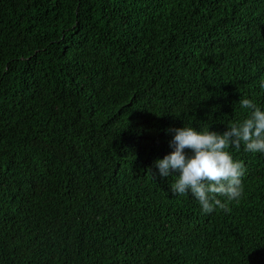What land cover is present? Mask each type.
<instances>
[{"label": "trees", "instance_id": "16d2710c", "mask_svg": "<svg viewBox=\"0 0 264 264\" xmlns=\"http://www.w3.org/2000/svg\"><path fill=\"white\" fill-rule=\"evenodd\" d=\"M262 78L264 0H0V264H264V153L211 214L153 167Z\"/></svg>", "mask_w": 264, "mask_h": 264}, {"label": "clouds", "instance_id": "9594fccd", "mask_svg": "<svg viewBox=\"0 0 264 264\" xmlns=\"http://www.w3.org/2000/svg\"><path fill=\"white\" fill-rule=\"evenodd\" d=\"M259 86L264 89V78ZM238 103L249 114L242 121L228 123L223 134L209 129L197 131L192 126L168 129L174 133L169 142L174 151L154 161L161 177L178 173L170 185L171 192L191 194L203 214H211L215 207L229 211L218 197L236 202L242 197L246 169L226 150L229 145L239 148L243 144L246 152L264 153V111L248 98H240ZM186 149L191 154H186Z\"/></svg>", "mask_w": 264, "mask_h": 264}]
</instances>
